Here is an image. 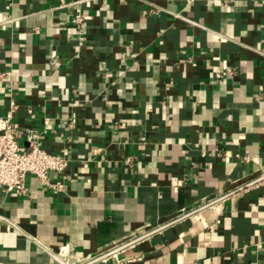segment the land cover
I'll use <instances>...</instances> for the list:
<instances>
[{
	"label": "crops",
	"instance_id": "obj_1",
	"mask_svg": "<svg viewBox=\"0 0 264 264\" xmlns=\"http://www.w3.org/2000/svg\"><path fill=\"white\" fill-rule=\"evenodd\" d=\"M12 103L69 165L0 186V264H264V0H0Z\"/></svg>",
	"mask_w": 264,
	"mask_h": 264
},
{
	"label": "built area",
	"instance_id": "obj_2",
	"mask_svg": "<svg viewBox=\"0 0 264 264\" xmlns=\"http://www.w3.org/2000/svg\"><path fill=\"white\" fill-rule=\"evenodd\" d=\"M84 20L85 15L82 13H77L73 18V22L78 25H81ZM80 45H84L82 40ZM234 72V69L229 68L223 75L233 74ZM217 77H221V74H218ZM17 108L15 103L11 104V108L3 120V125L0 126V186L9 193L26 196L29 193L27 178L33 175L48 188L54 190L63 188L61 182H52L49 174L50 172L62 174L69 165V159L65 155L47 151L43 146L40 133L33 127H24L15 135L12 131L11 119ZM20 138L24 139L23 143L19 141ZM238 157H241V155H238ZM243 159L247 161L249 157L246 155ZM255 185L264 187V176L253 182L249 187ZM120 250V248L113 249L84 264H93L101 258L103 259L98 262L106 260L120 252ZM61 259L65 264H81L73 257V254L63 255Z\"/></svg>",
	"mask_w": 264,
	"mask_h": 264
},
{
	"label": "water",
	"instance_id": "obj_3",
	"mask_svg": "<svg viewBox=\"0 0 264 264\" xmlns=\"http://www.w3.org/2000/svg\"><path fill=\"white\" fill-rule=\"evenodd\" d=\"M101 259H103V258H101ZM101 259L96 260L95 262H93V264L96 263V262H98V261L101 260Z\"/></svg>",
	"mask_w": 264,
	"mask_h": 264
}]
</instances>
